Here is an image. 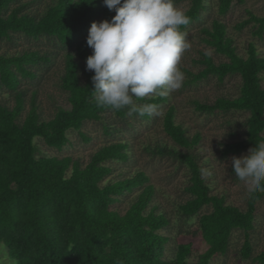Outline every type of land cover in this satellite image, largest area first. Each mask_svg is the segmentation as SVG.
<instances>
[{"label":"trees","instance_id":"16d2710c","mask_svg":"<svg viewBox=\"0 0 264 264\" xmlns=\"http://www.w3.org/2000/svg\"><path fill=\"white\" fill-rule=\"evenodd\" d=\"M216 1V14L223 16L244 0ZM209 9L207 0H189L184 11L190 23L181 31L199 23L201 41L219 61L199 50L202 68L187 82L239 77L236 96H218L212 103L194 101V107L210 114L242 113V138L223 142L221 153L247 154L264 143V55L253 42L240 53L224 21L214 17L205 22ZM246 14L236 27L250 24L261 38L264 15L250 10ZM114 15L103 0H0V243L17 264H210L215 256L227 253L231 234L240 230L244 240L238 253L250 258L249 232L264 193L248 194L243 210L212 191L195 152L201 134H188L175 120L169 94L135 100L137 105L155 104L162 111V129L173 143L172 148L157 142L145 149L173 156L187 169L185 198L173 203L175 222L195 220L190 233L207 248L191 259V242H182L171 257H165L169 238L161 230L170 227L172 216L156 200V187L144 170L128 169L133 164L132 145L125 134L133 135L137 129L130 117L144 121L151 117L97 107L94 72L86 70V58L92 54L86 42L91 23ZM41 41L47 45L40 48ZM59 54L58 87L66 93L68 107L59 106L44 119L37 83ZM86 121L102 122L106 137L87 161L38 154L36 138L57 151L69 142L70 130L84 141L91 140L81 131ZM122 202L127 203L125 209L119 207ZM252 260L264 264V250Z\"/></svg>","mask_w":264,"mask_h":264},{"label":"rangeland","instance_id":"374dc122","mask_svg":"<svg viewBox=\"0 0 264 264\" xmlns=\"http://www.w3.org/2000/svg\"><path fill=\"white\" fill-rule=\"evenodd\" d=\"M210 4L209 13L205 17V22L209 23L214 17H219L228 27V32L233 36L235 44L240 53H244L248 43L253 42L260 53L264 55V33L260 38L253 33L250 24H246L241 29L236 24L243 21L246 17V11L250 10L256 15H264V0H244L243 3L235 2L228 13L223 16L216 14V0H207ZM175 6L185 10L189 5V0H174ZM199 23H194L186 28L184 33L191 47L183 54L179 64L180 70L184 73L185 79L183 86L169 94V104L175 106V120L182 123L188 134L199 132L201 140L196 147L195 152L201 165L205 166V177L211 184L212 191L225 195L226 201L245 209L247 199V189L244 182L240 181L232 171V157L245 155L246 151L238 154L223 155L221 145L223 142L242 138L243 125L241 121L244 115L240 112L233 114L226 113H206L200 112L194 107V101L212 103L218 96H236L239 77L227 76L222 82L215 78H203L196 82L188 83L193 73H196L202 65L198 62L201 58L199 50H202L211 56L215 61L219 57L215 55L211 48L204 45L201 41ZM47 45L44 41L39 43L40 48ZM62 55L55 57V61L50 71L43 74L38 80L37 101L41 117L49 119L52 117L57 107H68L66 93L58 87V70L61 69ZM264 86V79L261 80ZM3 98L12 102L7 94ZM158 110V109H157ZM160 116H152L149 121H144L136 117H130L134 120L137 129L130 137L132 145L133 164L129 165L130 170L140 168L148 175L150 182L156 187V200L161 204L167 214L172 216V224L167 229L161 230V233L168 236V242L165 245V257L172 256V250L182 242H191V259L203 252L207 244L198 236L191 235L190 229H194L195 220L185 224H176L173 203L182 201L185 198L183 187L188 179V171L174 159L173 156L160 155L145 149L146 146L153 147L155 143H164L172 148L173 143L166 137L162 129V111ZM102 122L86 121L81 131L86 133L91 140L84 141L79 133L74 130L68 131L69 142L62 150L57 151L46 146L41 139L36 138L35 143L40 155H71L74 158H80L83 162L87 161L89 155L96 147L106 140L102 132ZM233 138V139H231ZM118 165L125 168V163L119 162ZM126 170V169H125ZM124 170V171H125ZM159 190V191H158ZM117 206V205H116ZM120 208L125 209L127 203H120ZM254 227L249 232L252 243L251 257L241 258L238 250L241 247L244 234L240 230H234L231 234L228 251L224 255L215 256L210 264H258L254 262L253 256L264 250V199L260 200L255 209ZM0 264H17L7 252L3 243H0Z\"/></svg>","mask_w":264,"mask_h":264},{"label":"clouds","instance_id":"9594fccd","mask_svg":"<svg viewBox=\"0 0 264 264\" xmlns=\"http://www.w3.org/2000/svg\"><path fill=\"white\" fill-rule=\"evenodd\" d=\"M115 15L93 21L87 36L92 54L86 58L97 107L127 109L128 115L160 116L155 104L135 100L165 97L183 86L179 64L191 47L181 26L190 23L174 0H103ZM135 98V99H134ZM232 171L249 195L264 193V143L232 157Z\"/></svg>","mask_w":264,"mask_h":264}]
</instances>
